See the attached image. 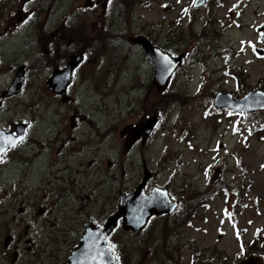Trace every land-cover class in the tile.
Wrapping results in <instances>:
<instances>
[{
    "label": "rangeland",
    "instance_id": "obj_1",
    "mask_svg": "<svg viewBox=\"0 0 264 264\" xmlns=\"http://www.w3.org/2000/svg\"><path fill=\"white\" fill-rule=\"evenodd\" d=\"M88 1L0 0V129L24 122L28 137L43 145L60 133L75 144L85 134L72 131L74 118L78 131L90 130L91 140H98L102 160L94 165H102L107 183L117 187L97 197L84 179L78 206L64 205L56 199L62 190L52 195L51 189L68 187L53 178L72 174L59 171L65 164L51 160L55 152L36 147L41 154L30 174L17 167L0 178V243L15 216L21 219L11 225L21 233V264H67L87 222L84 207L98 213L105 195V213L116 210L118 182L122 191L137 187L146 162L153 174L148 191L168 189L180 205L170 218L155 217L138 237L119 229L111 242L121 264H159L166 251L176 264H264V250L250 249L256 237L258 245L264 240V134L254 132L264 128V110L246 117L214 107L218 92L240 98L264 90V56L252 47L264 50L257 32L264 26V0H206L198 8L194 0H125V7L124 0H113L116 17L102 14L96 0L90 9ZM138 36L187 57L166 92L153 84L154 65L144 50L131 44ZM78 53L85 59L68 89L70 101L63 102L49 79ZM20 66V95L3 98ZM155 114L160 121L147 143L128 151L130 137L122 130ZM51 164L56 170H48ZM229 184L230 194L215 192ZM70 190L74 197L76 189ZM201 194L210 199L182 217L184 198Z\"/></svg>",
    "mask_w": 264,
    "mask_h": 264
},
{
    "label": "water",
    "instance_id": "obj_2",
    "mask_svg": "<svg viewBox=\"0 0 264 264\" xmlns=\"http://www.w3.org/2000/svg\"><path fill=\"white\" fill-rule=\"evenodd\" d=\"M205 0H196L195 6L201 7ZM264 32V27L258 29ZM264 41V36H262ZM133 43L140 45L146 54L147 59L154 65V80L153 83L159 92L167 90L173 74L183 67L186 63L183 55L175 57L169 52L155 46L146 37L139 36L132 40ZM264 43V42H263ZM262 55L263 52H260ZM166 58L169 63H164ZM80 55H74L67 67L63 70H55L50 78V86L53 91L62 96L63 101L67 102L66 91L72 82V74L78 64L81 62ZM25 71L24 67H20L16 72V76L9 87L8 91L4 92L5 97L19 95L24 83ZM256 94H264V90H254L247 93L241 99H235L230 93H218L214 98V106L218 109H227L240 113H254L264 110V107H259L255 104L257 99ZM246 98H250L246 101ZM261 103H264V98H261ZM159 121L158 115H153L142 122L140 125L132 128L131 142L128 145L130 149L141 137L143 144L149 138L151 132ZM16 135L13 131H0V161L2 154L7 150L17 145L23 138V125L16 126ZM144 180L129 196H122L119 206V212L110 217L108 221L97 228L92 222L85 224V231L80 238L79 245L69 256L68 264H115L116 257L113 254V247L107 244V238L116 228L120 219L123 220L122 227L126 231H133L135 235H139L145 227L148 220L152 216H160L166 214L170 216L176 209L177 203L173 202L167 190L154 188L149 194L145 193V187L151 173L144 165ZM23 209H21L22 211ZM195 264H218L211 262H196ZM246 264H254V261Z\"/></svg>",
    "mask_w": 264,
    "mask_h": 264
},
{
    "label": "flooded vegetation",
    "instance_id": "obj_3",
    "mask_svg": "<svg viewBox=\"0 0 264 264\" xmlns=\"http://www.w3.org/2000/svg\"><path fill=\"white\" fill-rule=\"evenodd\" d=\"M90 9L93 8L94 3L93 0L88 1ZM97 6L101 9L102 14L109 13L110 15H113L116 17V13L118 11L115 10L116 4L118 5V2L113 5V0H96ZM126 6L125 0H124V7ZM123 7V8H124ZM21 124H24V133L25 137L21 140V143L18 144L16 147L10 149L7 151L4 155V160L0 163V178L3 177L6 172L10 168H22L26 174H30L31 170L34 166L35 161L38 159V157L41 154V151H36V147L46 148L47 152L53 151L55 152L56 157L54 159H51L52 161L56 163H64L65 167L59 169L60 172L62 171H69V173L72 174V176H69V178L61 177V175H58L57 179L53 178L54 180H59V183L62 185H65L66 189H61L60 187L52 188L51 192L52 195L55 191L62 190L58 196H56L57 201H65L64 205H69L71 207L73 203H77L80 201V193L83 192V189H85V186L82 185L83 180H88L86 186L87 191H92L94 193H98L97 197L101 196V192L106 194H114L115 192V181L113 180L111 183H107L104 176L105 174L102 171V165H99L100 167L94 165V162H101L102 157L99 153V144L97 141H92L91 134L92 132L89 130L87 133H83L82 131H78V128H80V124L75 121L73 118L72 122V131L77 130V133L85 134V139L78 140L75 144H70V138L66 137H60L62 133H60L59 137L57 139H49V142L45 145L41 144L39 140H36L34 138L28 137L27 132V125L24 122H21ZM2 130V129H0ZM7 130H13L15 132V125L13 127H10ZM71 135V132H70ZM122 137L127 138L129 137V133L126 132L122 135ZM80 152H84V154H79ZM87 156L90 158V160L86 161L85 158L81 159L79 156ZM114 164L110 163V167H113ZM118 168V165H117ZM49 171H54L56 168L53 164H51L48 167ZM81 172V178H78L79 175L77 173ZM21 178V173L19 174ZM121 180L118 182V188H119V194H121ZM76 189L75 196L72 197V195H68L69 192H71L70 189ZM71 194V193H70ZM70 197V198H69ZM48 198H52L51 195ZM88 200H90L89 197H87ZM109 199V198H108ZM114 198L111 197L109 201H113ZM104 201V204L100 206L98 209V213L95 212V209L93 206H90L88 204L86 207H84L85 210L88 211L87 215L81 216L82 219L86 220H92L95 224H98L102 222L105 218H107V214L105 213V209H103L106 206L107 198L104 195L102 197V202ZM79 203H77L78 206ZM81 209H79L77 212H73L74 214H77ZM21 223V219H18L17 217H12L10 221V228L8 232L3 235L4 240L2 243H0V264H21L20 258H21V244H22V238L20 231L14 230V228L11 227L12 224H15L16 222ZM15 231V232H14ZM13 233H16V235H13ZM27 233V231H26ZM8 238V240H6ZM26 244H30V246L27 248L29 252L33 251L34 244L32 243L31 239H26ZM34 252V251H33ZM28 264H32L31 262H28Z\"/></svg>",
    "mask_w": 264,
    "mask_h": 264
},
{
    "label": "trees",
    "instance_id": "obj_4",
    "mask_svg": "<svg viewBox=\"0 0 264 264\" xmlns=\"http://www.w3.org/2000/svg\"><path fill=\"white\" fill-rule=\"evenodd\" d=\"M245 116L248 117V116H252V115H245ZM254 132H255L256 135L258 134V136H261L262 134H264V128H262V130L261 129H257ZM215 190H218V191L219 190L232 191L233 190V186L231 184L223 185L220 188L215 189ZM185 199H186V204H185V202H184V204L186 205V207H185V213H184V215L182 217L189 216V215L193 214L195 209H196V207H197V205L199 203H204L208 199V196L206 197L205 195L201 194L199 197L196 196V197H193L192 199H190V198H185ZM254 244H255V241H254ZM260 244L263 245L262 248L259 249V250L258 249H255V250H257V251L264 250V240ZM257 251H255V252H257ZM157 254H160V252H157ZM167 254L168 253L166 251L165 255L163 257H161V262L159 264H165V263H167V264H176L174 258L172 260L170 257L167 256ZM123 264H135V263H134V261H131V260H129V261L124 260Z\"/></svg>",
    "mask_w": 264,
    "mask_h": 264
},
{
    "label": "snow or ice",
    "instance_id": "obj_5",
    "mask_svg": "<svg viewBox=\"0 0 264 264\" xmlns=\"http://www.w3.org/2000/svg\"><path fill=\"white\" fill-rule=\"evenodd\" d=\"M185 11H187V10H185ZM262 36H264V34H262ZM262 42H264V41H262ZM252 47H253V50L255 51L256 50L255 45H252ZM164 63L168 64L169 61L166 58H164ZM256 97H257V99H255V104L258 105L259 107H264V103H261V98H264V94H256ZM249 99L250 98H246V101ZM231 114H232V112H229V115H231ZM11 146H15V145L13 144ZM117 259H118V257H117Z\"/></svg>",
    "mask_w": 264,
    "mask_h": 264
},
{
    "label": "bare ground",
    "instance_id": "obj_6",
    "mask_svg": "<svg viewBox=\"0 0 264 264\" xmlns=\"http://www.w3.org/2000/svg\"><path fill=\"white\" fill-rule=\"evenodd\" d=\"M263 245H258V244H252L250 249L254 248V249H261ZM243 250H248L247 249V245L243 242Z\"/></svg>",
    "mask_w": 264,
    "mask_h": 264
}]
</instances>
